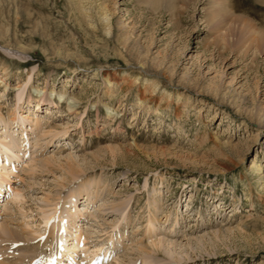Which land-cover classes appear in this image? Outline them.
<instances>
[{"label": "rangeland", "instance_id": "1", "mask_svg": "<svg viewBox=\"0 0 264 264\" xmlns=\"http://www.w3.org/2000/svg\"><path fill=\"white\" fill-rule=\"evenodd\" d=\"M0 177L38 264H264V0H0Z\"/></svg>", "mask_w": 264, "mask_h": 264}, {"label": "bare ground", "instance_id": "2", "mask_svg": "<svg viewBox=\"0 0 264 264\" xmlns=\"http://www.w3.org/2000/svg\"><path fill=\"white\" fill-rule=\"evenodd\" d=\"M221 8V7H220ZM225 10V9H224ZM222 11H223V9H222ZM76 103H78L77 101H75ZM74 106H75V104H74ZM73 106V107H74ZM37 107H39L38 105H37ZM70 109V108H69ZM72 109V108H71ZM21 117H23L22 115H21ZM25 117V116H24ZM23 117V118H24ZM47 120V119H46ZM39 123V122H38ZM36 125V127H37V129H40V132H41V129H42V127H44V129H42V132L41 133H43L45 136H48V135H51L52 136V134H55V129H56V127H54V128H52V127H50L51 126V124L50 125H40V123H39V125L36 123L35 124ZM42 126V127H41ZM63 135V134H62ZM73 139V138H72ZM228 143V142H227ZM59 145L61 144V141L58 143ZM221 145H223V144H221ZM227 145V144H226ZM6 146V145H5ZM62 147V146H61ZM223 147V146H222ZM6 149H7V147H5ZM220 148V147H219ZM110 150H111V153H113L114 151H115V149L116 148H109ZM221 149V148H220ZM232 150V149H231ZM76 158V157H75ZM78 160V159H77ZM77 160L76 159H74V158H67V161H68V165H69V172H68V174H70V177L68 178V182L70 183V182H72V179H75L76 177H78V175L81 173L80 172V166H78L77 165ZM58 161V160H57ZM44 162H46V166H48V165H50L51 163H52V161L51 160H46V161H44ZM67 165V166H68ZM253 165H255V162H253ZM257 170H259V168H257ZM1 177H0V182H1ZM9 181V180H8ZM67 185V184H66ZM12 186H9V188L10 189H12L11 188ZM9 195V194H8ZM96 195H97V193H96ZM11 196V194L8 196V197H10ZM158 199H156V200H153V202L151 203V204H153V211L155 210V208H156V206H157V204H159L158 203ZM91 200L89 199V203H87L85 206H83V207H85L84 208V211H88L89 209H91ZM113 208H116L117 210H121V208H122V205H120V204H114L113 205ZM80 213V212H79ZM80 217V216H79ZM62 219H64V218H62ZM61 219V220H62ZM45 222V221H44ZM60 222H62V221H60ZM65 222V221H64ZM61 225V224H60ZM59 225V226H60ZM56 228H58V226L56 225ZM56 228H54V229H56ZM59 229H60V227H59ZM66 230V229H65ZM82 231V232H81ZM51 232L52 231H50L49 230V234H51ZM46 233V232H45ZM84 232H83V227H82V225L80 226V232L78 233V235H75V241H76V245H74L72 248L74 249V250H77V248H82V247H84V245H85V241H86V238L84 237V234H83ZM44 234V233H43ZM11 236V239L9 240L8 238L7 239H5L4 240V238L3 237H1L3 240L1 241L0 240V243H1V246H10V247H12L13 248V250L15 249V250H21L22 252V255H18L17 256V260H19L20 261V263L21 264H38V262H40V261H42L43 260V256L41 255V251L40 252H37L36 254H33V252H34V249H36L35 247H33V248H31L30 249V247H29V245L27 246L25 243H21V241H16V240H12V238H15L14 237V235H13V232H11V234H10ZM53 237V236H52ZM219 237V236H218ZM0 238V239H1ZM52 240V239H51ZM58 240V239H57ZM10 241H12L11 243H9ZM59 242V241H58ZM137 242H138V240H137ZM64 243V242H63ZM54 244H56V243H54ZM140 244V243H139ZM163 242H162V240H158V241H156V242H152L151 244H150V247L152 248V249H159V248H161V247H163ZM22 246H24V247H22ZM21 247V249H19ZM147 247V246H146ZM40 248H42V247H40ZM68 248V247H67ZM142 249H147V248H142ZM11 251V250H10ZM37 251V250H36ZM61 251V250H60ZM43 252V251H42ZM48 252H51V251H48ZM44 253H45V251H44ZM44 253H43V255H44ZM52 253V252H51ZM46 254V253H45ZM107 254V253H106ZM106 254L103 256V258H105L106 257ZM102 256V255H101ZM108 257V256H107ZM106 257V258H107ZM71 259V258H70ZM96 259V258H95ZM66 260V259H65ZM71 260H74V262L73 263H79V260H77V258L76 257H73ZM54 262V261H53Z\"/></svg>", "mask_w": 264, "mask_h": 264}, {"label": "snow or ice", "instance_id": "3", "mask_svg": "<svg viewBox=\"0 0 264 264\" xmlns=\"http://www.w3.org/2000/svg\"><path fill=\"white\" fill-rule=\"evenodd\" d=\"M51 264H54V262H51Z\"/></svg>", "mask_w": 264, "mask_h": 264}]
</instances>
